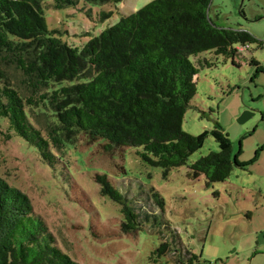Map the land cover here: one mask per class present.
<instances>
[{
	"label": "trees",
	"instance_id": "obj_1",
	"mask_svg": "<svg viewBox=\"0 0 264 264\" xmlns=\"http://www.w3.org/2000/svg\"><path fill=\"white\" fill-rule=\"evenodd\" d=\"M55 1V8L75 4ZM209 5L210 0H152L80 48L48 30L43 0H0V124L5 127L0 142L19 139L25 149L37 153L52 177L60 176L69 186L76 178L69 174L66 148L100 139L105 151L135 148L142 162L158 166L163 175L186 165L188 176L194 180L202 175L207 187L225 182L234 167L248 170L252 160L237 161L220 124L196 135L181 127L197 93L198 68L190 56L211 50L234 64L236 56L246 59L251 44H264L241 26L213 22ZM249 53L254 78L264 73V66ZM86 66L93 73L82 76ZM207 136L218 142V150L188 163ZM95 179L99 194L120 205L121 233L155 221V209L164 207L154 189L149 194L131 189L122 194L105 174ZM160 225L173 230L164 220ZM161 239L153 261L165 255L174 264L197 261L184 245L177 246L166 235ZM69 251L65 236L35 211L27 192L0 175V264H80Z\"/></svg>",
	"mask_w": 264,
	"mask_h": 264
},
{
	"label": "rangeland",
	"instance_id": "obj_2",
	"mask_svg": "<svg viewBox=\"0 0 264 264\" xmlns=\"http://www.w3.org/2000/svg\"><path fill=\"white\" fill-rule=\"evenodd\" d=\"M43 1L48 30L81 48L90 37L152 0L104 4L74 0V5L61 8H55V0ZM207 13L216 24L241 26L264 42V0H210ZM250 51L264 65V44L253 43ZM249 52L246 59L236 56L234 64L211 50L190 56L198 68L197 93L184 113L182 129L196 135L218 123L228 134L237 161L252 160L248 170L234 167L225 182L207 187L202 175L194 180L188 176L186 165L163 175L158 166L142 162L135 148L105 151L102 139L68 145L69 174L76 178L70 186L60 176L52 177L37 153L12 137L0 142V175L27 192L35 211L62 232L69 254L80 264H174L168 255L157 262L151 258L161 235L197 255L194 264H264V151L258 150L264 144V73L252 78L255 68L248 64ZM9 70L16 83L14 69ZM92 73L86 66L82 76ZM0 131H5L3 123ZM217 143L207 136L187 162L217 151ZM102 174L122 194L128 189L157 191L164 207L155 209L156 220L121 233L120 205L99 194L95 176ZM162 220L172 232L160 225Z\"/></svg>",
	"mask_w": 264,
	"mask_h": 264
},
{
	"label": "crops",
	"instance_id": "obj_3",
	"mask_svg": "<svg viewBox=\"0 0 264 264\" xmlns=\"http://www.w3.org/2000/svg\"><path fill=\"white\" fill-rule=\"evenodd\" d=\"M262 65V64H261ZM264 66V65H263ZM264 146V144L261 146V147H263ZM264 150H260L259 152H263ZM259 158V157H258Z\"/></svg>",
	"mask_w": 264,
	"mask_h": 264
},
{
	"label": "built area",
	"instance_id": "obj_4",
	"mask_svg": "<svg viewBox=\"0 0 264 264\" xmlns=\"http://www.w3.org/2000/svg\"><path fill=\"white\" fill-rule=\"evenodd\" d=\"M240 48H243V47H240Z\"/></svg>",
	"mask_w": 264,
	"mask_h": 264
}]
</instances>
